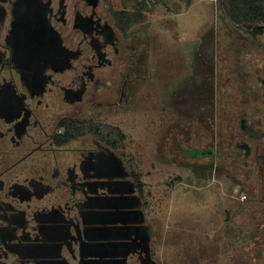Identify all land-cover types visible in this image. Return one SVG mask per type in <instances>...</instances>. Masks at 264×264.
Returning a JSON list of instances; mask_svg holds the SVG:
<instances>
[{
    "label": "flooded vegetation",
    "instance_id": "af4514ba",
    "mask_svg": "<svg viewBox=\"0 0 264 264\" xmlns=\"http://www.w3.org/2000/svg\"><path fill=\"white\" fill-rule=\"evenodd\" d=\"M170 2L0 0V264H264V32L193 67L143 26ZM184 139L224 197L180 263L137 174Z\"/></svg>",
    "mask_w": 264,
    "mask_h": 264
},
{
    "label": "rangeland",
    "instance_id": "374dc122",
    "mask_svg": "<svg viewBox=\"0 0 264 264\" xmlns=\"http://www.w3.org/2000/svg\"><path fill=\"white\" fill-rule=\"evenodd\" d=\"M170 5L172 13L164 16V9L159 8L152 14L153 18L143 24L156 30V44L160 46L159 50L163 54L171 51L176 54V58H181L185 53L193 54L197 58L192 61L193 67H199V59L205 58L198 56L203 48H209V51L213 49L214 58L216 52L222 55L230 53V57H233V49L240 42V33L246 31L239 30L240 27H236L226 18L220 10L219 0H193L190 5L180 0H172ZM262 39L264 40V35ZM254 50L261 55V49ZM164 59L166 60V56ZM176 61L178 59L174 63ZM169 69L163 71V75H171ZM200 143L195 141L194 146ZM151 144H146L145 151L139 153L141 159L142 155L145 158V161L142 159V170L147 184L142 197L145 212L147 216L154 215L158 218L163 237L165 234L166 241L170 244L167 246H174L173 241L176 239L174 250L177 251L176 257L181 263V258L186 257L187 241L193 235L200 234L206 225L204 207L215 204L219 198L222 201V188L219 184L208 186L212 180L206 179L200 162H187L185 146L191 144L185 139L181 142L177 156L172 154V149L165 146V143L161 145L162 149L155 142ZM129 163L131 166L133 163L137 164L138 160ZM243 195L244 193L241 199H244ZM169 234H172V240L167 239Z\"/></svg>",
    "mask_w": 264,
    "mask_h": 264
},
{
    "label": "trees",
    "instance_id": "16d2710c",
    "mask_svg": "<svg viewBox=\"0 0 264 264\" xmlns=\"http://www.w3.org/2000/svg\"><path fill=\"white\" fill-rule=\"evenodd\" d=\"M219 3L222 13L237 27L247 29L255 35L264 32V0H220ZM137 5L153 10L156 4L144 2ZM137 175L139 185L144 190L147 184L143 181L141 174Z\"/></svg>",
    "mask_w": 264,
    "mask_h": 264
},
{
    "label": "water",
    "instance_id": "95a60500",
    "mask_svg": "<svg viewBox=\"0 0 264 264\" xmlns=\"http://www.w3.org/2000/svg\"><path fill=\"white\" fill-rule=\"evenodd\" d=\"M128 193L129 192L125 193L124 196H118L116 193H111V195L109 197L110 198V206H123V204L119 203V200L129 197ZM97 206H102V205H97ZM127 206H130V205H127ZM128 208H130V207H128ZM128 208L126 209L127 211H125V212L131 213L132 210H130Z\"/></svg>",
    "mask_w": 264,
    "mask_h": 264
}]
</instances>
